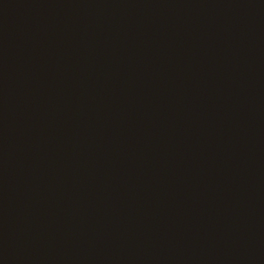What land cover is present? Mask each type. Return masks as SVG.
Listing matches in <instances>:
<instances>
[{"label": "water", "instance_id": "obj_1", "mask_svg": "<svg viewBox=\"0 0 264 264\" xmlns=\"http://www.w3.org/2000/svg\"><path fill=\"white\" fill-rule=\"evenodd\" d=\"M0 264H264V0H0Z\"/></svg>", "mask_w": 264, "mask_h": 264}]
</instances>
